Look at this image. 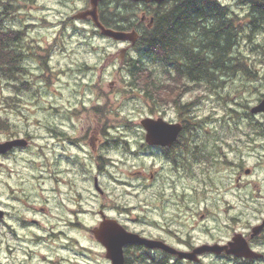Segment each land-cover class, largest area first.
Listing matches in <instances>:
<instances>
[{"label":"flooded vegetation","instance_id":"flooded-vegetation-1","mask_svg":"<svg viewBox=\"0 0 264 264\" xmlns=\"http://www.w3.org/2000/svg\"><path fill=\"white\" fill-rule=\"evenodd\" d=\"M167 1L159 5L165 6ZM133 4L137 14L133 23L126 26L125 30H135V32L137 30L141 34L137 26L144 25L150 28L153 24L148 14L150 4ZM151 5L155 6L152 3ZM138 14H141L139 21ZM121 44L130 46L128 41ZM134 44L129 49L133 48ZM36 55L26 58L19 65L20 69L27 70L25 73H31L33 65H29V60L33 59L32 62L41 60V56ZM126 63L125 68L129 66L127 60ZM47 70L51 77L53 70L50 64L47 65ZM82 71L83 69L79 70ZM121 72L125 75L124 85L127 92L133 94L131 87L128 86L127 69ZM178 73V75H167L162 72L161 77L166 80L163 84V96L159 101L143 98L149 108L144 118L152 121L163 119L170 124L181 126L180 132L169 144L152 142V139L160 137L152 136L148 132L149 126L148 129L143 127L139 132L127 135L111 133V131L102 134L97 133V129L93 127H86L85 135L71 137L62 127L65 122L56 118L62 123L56 125L54 120L52 124L54 127H48V131L50 136L57 137H47L48 161H50L46 164L48 163L47 170L52 169L54 173V170L58 169L56 166H60L59 160H65V170H68L70 175L65 197H55L54 187L49 191L52 193L51 196H44L43 193H38V185L36 187L32 184L31 186L22 184L16 188L9 185L5 178L9 175L6 162L16 154L29 153L33 138L36 137L0 138L2 143L12 140L23 141L9 148L4 146L0 152V169L5 176L4 199H0V264H114L109 257L107 247L96 234V230L101 228L104 221H115L123 226L126 232L145 240L144 243H128L121 248L122 264H216L218 261L224 264H264V227L257 229L264 221V208L252 205L255 219L242 224V202H248L247 195H242V189H247L251 185L243 181L244 177L250 175V169H243L242 149L246 141L253 146L258 138L264 136L242 137V111L240 122L234 123L235 131L230 132L232 128L222 120V127L226 132L210 133L209 129L204 127L210 118L200 117L198 106L200 100L209 99V95H213L214 89L210 84L214 75L208 74V79L193 80L189 74ZM181 75L183 76L180 77ZM43 79L45 80L46 76H43ZM95 81L83 83L95 90L102 87L100 81L99 86L94 85ZM51 82L48 86L50 96L53 90ZM73 84L74 98L78 93L75 88H80L81 84L78 80H74ZM4 85L6 87L2 88ZM43 86L44 84L41 85ZM10 87L3 82L0 85L1 92L5 93L7 90L12 92ZM70 99V96L67 98L64 96L60 109L51 107L57 114H62L64 120L68 119V123L79 116V106H84L85 103V100L76 103L72 101L69 106H64ZM171 99L175 104L170 102ZM218 99L220 101V96ZM19 100L20 98L17 104ZM239 105L242 110V98ZM93 111L98 116L99 112L102 114L103 108L93 107ZM227 112L228 117L231 113H239L232 108ZM168 114L173 116L168 117ZM227 127L230 129L226 130ZM129 137H132L133 144ZM119 143L121 152H125L124 155L129 157L142 159L146 170L142 169L133 174L143 181L142 187L145 193L143 217L132 220L137 227L122 222L116 213L120 209L117 201L111 207L101 202L94 209H87L85 205L90 198L98 200L107 194L111 183L104 180L109 179L108 177L113 181L116 180L111 173L115 165L112 154L118 152ZM88 147L90 148L88 151L94 152V155H87ZM231 167L235 168L232 174L228 173ZM59 172L63 174L64 170L60 169ZM220 173L224 175L219 177ZM50 178L54 181L58 180L53 176ZM231 191L238 192L239 199L236 198V201L240 203L241 209L239 214L230 213L226 218L231 222H240V228L231 230L229 236L221 239H218L212 231L211 234L208 231L205 232L208 238L198 242H195L190 234L183 235L181 224L184 208L191 216L198 212L184 205L192 206L194 203L205 202L200 217L203 219L204 216H218V210L223 206L227 205V210L234 208L226 200L232 196ZM111 193L117 192L111 190ZM215 195L222 206L219 207L215 201L208 204V199ZM228 226L231 227L230 224ZM236 234H239L242 242L246 244L247 247L244 249L248 248L257 254V257L242 256L241 258L227 254L225 251L215 254L201 250L203 246L227 245L232 242Z\"/></svg>","mask_w":264,"mask_h":264},{"label":"rangeland","instance_id":"rangeland-1","mask_svg":"<svg viewBox=\"0 0 264 264\" xmlns=\"http://www.w3.org/2000/svg\"><path fill=\"white\" fill-rule=\"evenodd\" d=\"M222 1L229 3L228 5L238 12L244 10L238 6L237 0ZM7 3L12 4L8 6L7 23L4 26L9 25L22 29L27 37L28 46L40 45V48L31 49L30 53L34 54L39 49L38 55L41 56V60L39 59L38 62H32L33 59L29 60V65H33L32 72L24 73L23 80H28L32 90L22 91V94L18 95L20 100L15 106L9 102L11 103L10 107L2 105L0 108V112L11 119L14 126L12 133L0 132V137H13L16 134L21 136L28 131L29 135L32 134L31 137H36V139L33 138L29 153L16 154L8 159L6 165L9 175L5 177L0 169V199H4V177L9 185L15 188L22 184L29 186L32 184L36 187L38 185V193L51 196L52 193L49 191L54 187L53 194L55 197H65L68 190L67 181H70L68 170H65V160H59L60 166H56L58 169H55L54 173H52V169L47 170L50 161H48L47 144L49 142H47V137H57L47 133L48 127H54L52 125L54 120L56 125L62 124L56 120L57 118L59 121L65 122L62 127L71 137L85 135L86 127H93V129H97V133L102 134L107 131L126 135L137 133L140 127L139 121L148 114L149 108L143 98L133 97L134 94L128 93L124 85L125 75L121 71L125 70L127 57L129 54L133 55V52L131 53L130 46L126 44L108 40L100 35L94 36L93 26L89 21H69L71 15L73 16L76 12L88 7V0H8ZM261 39L263 38L259 35L257 40L261 42ZM31 43L33 44L31 45ZM251 46L248 40L242 38L235 51L238 52L236 54L240 57L239 59L244 58L246 61L251 60L254 63V68L258 70L257 80L245 79L237 73L232 76H224L219 73L218 75L221 76H217L213 80L215 85L214 96L209 95V99L200 100L199 115L210 118L211 121L209 120L204 125L210 133L224 134L226 132L222 127V120L232 128L227 127L226 130L229 128L230 132L235 131L236 128L233 126L235 121L236 123L240 122L241 111L242 124H244L243 119H246L243 115L244 105L256 104L260 94L264 93V63L257 61V58L259 57L263 61L264 59H262L258 49H252ZM48 64L53 70L51 77L47 70ZM80 69L83 71L79 72ZM72 75L74 76L71 77ZM43 76H46L45 80ZM74 80L80 81L81 87L75 88L78 93L73 98ZM91 80H96L94 85L97 86H99L100 81L102 87L95 90L83 83ZM50 81H52L51 89H53L51 96L48 94ZM111 83L113 84L111 85ZM42 84H44V88H40ZM4 87L6 86H2V88ZM6 95L13 97L10 93ZM64 96L66 98L71 97L64 106H69L72 101L76 103L85 100L84 106H79V116L72 118L73 122L71 123H68L69 120L66 118L64 120L62 114H57L55 109H51L54 106L60 109L64 102ZM218 96L221 98L220 101ZM241 98L242 110L239 105ZM155 99L159 101V99ZM93 107H102L103 115L99 112L96 116ZM230 108L239 111V113H231V116L228 117L227 110ZM168 115V117L173 116V114ZM254 119L263 121L264 116L257 115ZM242 137L246 136L242 133ZM129 138L133 144L132 137ZM89 149L88 147L87 155H94V152L88 151ZM124 153L121 152V144L119 143L118 152L112 154L115 165L111 173L116 177V180L113 181L110 177L104 180L111 183L107 194L98 200L86 196L90 199L85 202V205H87V209H94L101 202L111 207L117 201V206L120 209L116 213L119 218L122 222L132 225V220L137 217L142 218L144 214L143 181L133 175L136 171L144 169V164L142 159L129 157ZM242 165L243 169H250V175L244 177L243 181L251 183L247 189H242V195L246 194L248 199L247 203L242 202V224H245L255 219V214H252V205L264 208V138H258L253 146L247 144L246 141V145L242 149ZM60 169L64 170L63 174L59 172ZM144 171L146 170L144 169ZM234 171L235 168L231 167L228 173L232 174ZM31 175L33 176L31 177ZM223 175L220 173L218 176ZM51 176L58 180L54 181L50 178ZM111 190L117 193L113 194ZM88 194H90L89 191ZM231 194L232 196L226 200L234 208L227 210V205L223 206L221 210H218V216H204L203 219L200 217L205 202L194 203L192 206L190 204L184 205L190 209L198 210V212L191 216L185 212L184 208L181 224L183 235L190 234L193 236V240L198 242L208 238L205 232L209 231L210 233L212 231L218 239H221L229 236L231 230L240 228V222H231L226 218L230 213L239 214L241 209L240 203L236 201V198L239 199L238 192L231 191ZM242 198L244 197L242 196ZM218 200L219 198L215 195V197L208 199V204L215 201L220 207L222 205ZM112 213L115 212L112 211ZM229 224L231 227L228 226ZM216 264L224 263L218 261Z\"/></svg>","mask_w":264,"mask_h":264},{"label":"trees","instance_id":"trees-1","mask_svg":"<svg viewBox=\"0 0 264 264\" xmlns=\"http://www.w3.org/2000/svg\"><path fill=\"white\" fill-rule=\"evenodd\" d=\"M7 1L0 0V85L6 82L11 86L13 97L0 92V108L1 105L10 107L11 103L15 106L22 91L32 90L30 83L23 80L27 70H21L19 65L39 52L38 49V52L30 53L33 47L24 44L25 32L22 29L4 26L8 6L12 4ZM167 2L165 6L148 5V12L153 18L151 28L137 26L141 30L140 39L127 67L128 86L133 97L162 98L166 79L159 72L167 75L181 72L191 75L193 80L208 79V74L216 79L221 76L219 73L224 76L237 73L245 79L257 80L258 70L254 68V63L239 59L235 48L239 46L240 39L245 38L264 59V0H237L238 6L244 9L242 12L222 0ZM99 9L101 23L117 30H124L132 24L137 14L133 2L129 0H102ZM259 35L263 38L261 42L257 40ZM257 61L264 63L259 57ZM210 85L214 89V83ZM170 102L174 103V100ZM249 107L244 105L246 119L242 124L243 135L264 136V120H255L249 113ZM13 130L11 119L0 112V132L12 133ZM31 136L26 134V137Z\"/></svg>","mask_w":264,"mask_h":264},{"label":"water","instance_id":"water-1","mask_svg":"<svg viewBox=\"0 0 264 264\" xmlns=\"http://www.w3.org/2000/svg\"><path fill=\"white\" fill-rule=\"evenodd\" d=\"M100 0H90V7L86 11H82L77 13L75 16H73V19H86L87 17H90L95 26L100 30L101 34L112 38L114 40H130L133 35V38H136L135 34H128L123 33L119 31H115L109 28L104 27L97 15V6ZM134 2H157L161 3L164 0H131ZM133 40V39H132ZM251 114H259L264 113V96L261 99V101L251 108L250 110ZM140 124L142 127L147 128L149 126L148 132L152 134L154 137H160L158 139H152V142L159 143L161 145L169 144L171 140L178 135V133L181 130V126L179 124H170L162 119L158 120H148L143 119L141 120ZM163 135V136H161ZM166 137V138H165ZM17 144H21V141L17 142H11L8 143L7 148L9 146H16ZM4 145H0V150ZM264 227V221L257 229H260ZM96 234L98 239L103 242V244L107 247L109 251V257L112 259L114 264H122V252L121 248L128 244V243H135L140 242L144 243L145 240L138 238L136 235H132L131 233L126 232V230L116 223L115 221H104L102 223L101 228L96 230ZM244 247H247L244 242H242V239L239 234H236L233 237L232 242H229L227 245L220 246L218 244L212 245V246H203L201 248L202 251H211L215 254H219L220 252H226L227 254H232L236 257H257L258 255L250 251L248 248L244 249ZM188 256V255H186Z\"/></svg>","mask_w":264,"mask_h":264}]
</instances>
